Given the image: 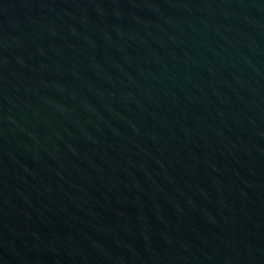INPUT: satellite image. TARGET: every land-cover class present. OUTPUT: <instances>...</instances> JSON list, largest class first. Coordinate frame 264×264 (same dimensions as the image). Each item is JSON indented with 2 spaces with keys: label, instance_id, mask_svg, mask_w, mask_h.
Returning a JSON list of instances; mask_svg holds the SVG:
<instances>
[{
  "label": "water",
  "instance_id": "water-1",
  "mask_svg": "<svg viewBox=\"0 0 264 264\" xmlns=\"http://www.w3.org/2000/svg\"><path fill=\"white\" fill-rule=\"evenodd\" d=\"M0 264H264V0H0Z\"/></svg>",
  "mask_w": 264,
  "mask_h": 264
}]
</instances>
